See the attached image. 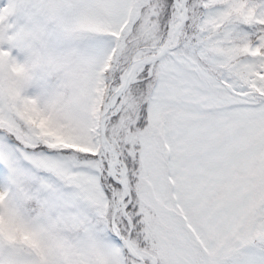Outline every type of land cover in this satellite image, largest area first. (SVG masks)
<instances>
[{"label":"snow or ice","instance_id":"6c2138e0","mask_svg":"<svg viewBox=\"0 0 264 264\" xmlns=\"http://www.w3.org/2000/svg\"><path fill=\"white\" fill-rule=\"evenodd\" d=\"M0 264H264V0H0Z\"/></svg>","mask_w":264,"mask_h":264}]
</instances>
